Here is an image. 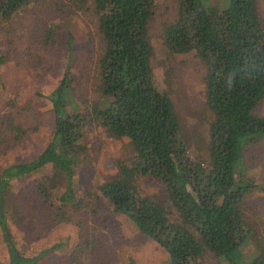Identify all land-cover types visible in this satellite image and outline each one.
Instances as JSON below:
<instances>
[{
	"label": "trees",
	"instance_id": "trees-1",
	"mask_svg": "<svg viewBox=\"0 0 264 264\" xmlns=\"http://www.w3.org/2000/svg\"><path fill=\"white\" fill-rule=\"evenodd\" d=\"M35 1L0 0V15L11 17ZM74 1L80 8L91 5L98 40L80 76H73L71 55L64 75L47 95L55 125L46 148L0 171V229L8 264H41L59 247L53 244L32 256L19 248L9 222L12 182L51 164L66 177L60 200L81 204L75 174L78 160L89 150L91 124L111 138L128 139L131 148L129 157L117 160L118 173L98 185V197L107 198L113 211L129 217L141 234L163 247L170 264H203L208 253L228 264H264V241L256 251L246 249L253 227L244 210L256 188L246 173L245 155L264 141V114L257 112L264 101V17L259 0H229L225 8L208 7L204 0H178L177 17L163 29L169 52L195 51L207 67L204 91L213 114L208 165L192 157L175 104L156 81L149 34L156 0ZM60 31V25L48 28L45 42L51 44ZM72 41L69 35L70 51ZM4 61L0 56V64ZM76 87L83 107L72 99ZM8 124L15 142L32 130L15 120ZM144 177L162 185L165 199L140 192L137 182ZM56 182L54 174H43L34 186L50 202Z\"/></svg>",
	"mask_w": 264,
	"mask_h": 264
},
{
	"label": "rangeland",
	"instance_id": "rangeland-1",
	"mask_svg": "<svg viewBox=\"0 0 264 264\" xmlns=\"http://www.w3.org/2000/svg\"><path fill=\"white\" fill-rule=\"evenodd\" d=\"M204 3L225 8L229 0ZM259 7L264 17V0H259ZM91 8L89 3L80 8L74 0H36L11 17L0 15V56H5L0 64V171L11 163L37 157L52 139L55 123L47 95L64 75L71 55L73 76H80L90 48L97 43V17ZM177 10L178 0H156L149 26L152 64L157 84L169 92L175 104L192 157L208 165V131L213 114L204 91L207 67L195 51L173 54L163 43L164 26L175 20ZM54 25H60L61 31L48 44L46 30ZM69 35L73 37L72 51L67 43ZM78 94L76 87L72 99L83 107ZM91 94L89 90L88 97ZM257 112L264 114V101ZM10 120L32 128L23 141L13 139ZM88 145V152L77 162L75 174L76 196L83 197L81 204H64L60 200L66 177L51 164L12 182L9 222L19 248L32 256L59 243L41 264H130L131 260L135 264H170L163 247L141 234L129 217L113 211L107 198L98 197V185L118 173L117 160L131 155L128 139L111 138L102 128L91 124ZM244 166L256 184L244 205L253 227L246 249L253 252L264 241V141L247 151ZM43 174L57 177L54 199L50 202L34 186V180ZM137 185L141 193L165 199L162 185L152 177L138 180ZM8 263L9 254L0 229V264ZM203 264L228 263L208 253Z\"/></svg>",
	"mask_w": 264,
	"mask_h": 264
}]
</instances>
